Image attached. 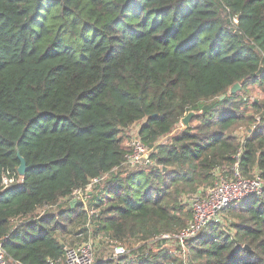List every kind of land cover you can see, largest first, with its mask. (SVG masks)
I'll return each instance as SVG.
<instances>
[{
	"label": "trees",
	"instance_id": "obj_1",
	"mask_svg": "<svg viewBox=\"0 0 264 264\" xmlns=\"http://www.w3.org/2000/svg\"><path fill=\"white\" fill-rule=\"evenodd\" d=\"M254 84L264 88V0H0L8 263L64 264L60 236L74 232L95 243L93 264H177L150 240L191 220L183 195L239 152L243 176L264 180V99L243 95ZM189 111L194 123L157 143ZM135 124L149 164L127 169L121 135ZM122 244L125 254L106 252ZM186 246L191 262L264 264V189Z\"/></svg>",
	"mask_w": 264,
	"mask_h": 264
},
{
	"label": "built area",
	"instance_id": "obj_2",
	"mask_svg": "<svg viewBox=\"0 0 264 264\" xmlns=\"http://www.w3.org/2000/svg\"><path fill=\"white\" fill-rule=\"evenodd\" d=\"M237 22L236 18H233ZM128 151L124 156V163L129 166L149 164V152L142 143L138 133L131 136ZM228 172L216 168L214 170L215 180L211 186L201 188L187 197L186 201L192 211V218L186 226L177 233H162L153 236L150 243L163 242V246L169 249L174 245L179 255L185 260L189 254L186 242L195 237L209 222L219 221L221 211L231 203L240 202L251 194L260 193L264 189V180L258 175L253 177L243 176L238 167V157ZM98 179H93L97 182ZM14 179L3 177V186H8ZM80 191V190H79ZM79 198H82L81 191ZM79 244L65 247L64 264H93L95 243L92 239L86 238ZM127 250L122 245H115L111 251V257L116 258L125 254ZM170 252V250H169ZM174 255V253L170 252ZM175 256V255H174ZM9 259L3 247V240L0 239V264H9ZM19 264V263H15Z\"/></svg>",
	"mask_w": 264,
	"mask_h": 264
},
{
	"label": "rangeland",
	"instance_id": "obj_3",
	"mask_svg": "<svg viewBox=\"0 0 264 264\" xmlns=\"http://www.w3.org/2000/svg\"><path fill=\"white\" fill-rule=\"evenodd\" d=\"M243 95H246L250 101H253V100L254 101L262 100V99H264V88L261 87V86H259V85L254 84V85L249 86L248 93L243 94ZM193 123H194L193 120H190L189 121V124L190 125L193 124ZM183 127H184V125L180 122L179 124H177L175 126V128L172 130V132L169 135L162 137L157 143L168 142L170 136L173 135V134H176L177 132H179L181 129H183ZM138 128H139V124H135V125L129 127L127 130H125L122 133V135H121L122 136V142H123L124 146L127 147V149H129L128 147H129V143H130L131 136L134 135L135 133H137ZM235 131H236L235 133L239 137H242L243 134H244L242 127H238ZM139 166H143V165H139ZM126 168L127 169H131V168H136V167L126 166ZM186 199H187V195H183L182 196L183 202H185ZM75 201L76 202L79 201V198H76ZM54 208L55 207H52L51 208V207L45 206V207L39 209L38 212H39V214H41V213H44L45 210L54 209ZM86 238H87V236H84V234H77L76 235L74 232L72 233V235L70 234L69 236H66V237L60 236V239L62 241H64V243H65L66 246H73L74 244L75 245L76 244H79V243H81L83 241H86L85 240ZM122 245L124 247H126L125 246L126 244L125 245L122 244ZM109 249L111 250V245L108 247V249L106 250V252H110ZM169 250H170V252L174 253V255L177 257V264H178V262H181V264H184L183 258H185V257H182L181 255H179V253L177 252V249H176V247L174 245L169 246ZM106 252H105V255H106ZM185 263L186 264H201V263H198V262H191V260H190V254H188V256H187V258L185 260Z\"/></svg>",
	"mask_w": 264,
	"mask_h": 264
},
{
	"label": "water",
	"instance_id": "obj_4",
	"mask_svg": "<svg viewBox=\"0 0 264 264\" xmlns=\"http://www.w3.org/2000/svg\"><path fill=\"white\" fill-rule=\"evenodd\" d=\"M240 88V85L238 83H235L231 88H230V92H235L236 90H238ZM223 95L220 97L222 98ZM194 114L193 111H189L185 116H183L181 118V123L187 127L189 126V121H190V118L191 116ZM17 155H18V158H19V161H20V164L17 168V171H18V174L19 175H23L25 170H26V165H25V160L23 159V157L20 156V154L17 152Z\"/></svg>",
	"mask_w": 264,
	"mask_h": 264
},
{
	"label": "crops",
	"instance_id": "obj_5",
	"mask_svg": "<svg viewBox=\"0 0 264 264\" xmlns=\"http://www.w3.org/2000/svg\"><path fill=\"white\" fill-rule=\"evenodd\" d=\"M78 192H80L79 190H77L74 194V196L73 197H71V204H74V205H76V198H79V197H81V196H79L80 195V193H78ZM79 200H80V198H79ZM75 201V202H74ZM66 247V246H65ZM111 251H112V248H111V250H110V256H111Z\"/></svg>",
	"mask_w": 264,
	"mask_h": 264
}]
</instances>
